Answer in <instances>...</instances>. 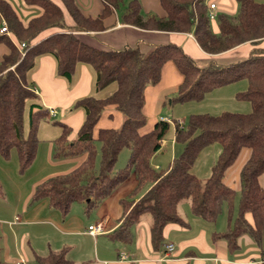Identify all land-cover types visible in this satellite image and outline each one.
<instances>
[{
  "label": "trees",
  "instance_id": "1",
  "mask_svg": "<svg viewBox=\"0 0 264 264\" xmlns=\"http://www.w3.org/2000/svg\"><path fill=\"white\" fill-rule=\"evenodd\" d=\"M21 1L28 8H38L41 13L23 24L10 3L0 0V22L5 23L7 30V34H0V43L8 50L0 60V158L8 161L15 151L18 171H26L37 152V126L51 119L52 114L40 106L29 81V73L38 57L53 56L57 63L56 75L69 83L78 64L91 67L96 94L111 84L116 85L106 97L88 96L73 104L72 110L82 109L85 113L74 138H70L72 129L68 125L53 121L52 125L60 129L59 137L53 142L54 159L85 157V160L71 172L37 185L30 202L47 199L49 208L62 216L67 215L73 203H84L88 211L133 173L137 186L128 198L120 201V223L109 238L128 242L130 228L147 214L151 240L158 248L162 246L163 228L170 223H183L177 208L189 202L194 217L211 224L226 205L227 229L216 236L225 240L229 248H233L244 234L259 243L264 231V185L261 182L264 178V51H255L246 59L225 65L210 62L198 67L173 44L144 47L139 43L118 51L104 50L74 33L105 30L103 20L122 0H102L103 10L96 18L85 17L75 0H59L73 27L66 25L62 9L52 0ZM159 1L165 17L142 14L139 2L131 0L121 16L122 22L142 30L191 34L208 55H219L244 43L255 45L264 40V3L234 0L236 13L217 14L218 33L214 34L205 0ZM46 31L50 32L43 35ZM21 44L24 46L19 52ZM167 62H172L182 77L171 103L199 102L217 88L244 80L246 89L236 93L235 98L248 102L250 112H224L217 116L191 114L182 127L175 120H158L150 131L140 134L146 122L142 111L144 90L159 82L162 67ZM108 106L124 116L121 126L99 129L94 136V128ZM26 114L28 130L25 128ZM170 128L174 142L181 144L183 149L166 168L156 170L150 160L159 151ZM212 144H219L221 151L209 177L203 181L191 169L200 152ZM123 149L129 152L126 165L113 174ZM243 150L248 151V158L239 171V198L234 216L236 191L227 185L225 177ZM147 184L149 189L136 199ZM35 260L37 264H72L65 250L36 256ZM262 261L264 264L263 251Z\"/></svg>",
  "mask_w": 264,
  "mask_h": 264
},
{
  "label": "crops",
  "instance_id": "2",
  "mask_svg": "<svg viewBox=\"0 0 264 264\" xmlns=\"http://www.w3.org/2000/svg\"><path fill=\"white\" fill-rule=\"evenodd\" d=\"M7 1L10 3L9 0ZM14 1L18 2V0ZM19 1V6H21V0ZM52 1L62 9L66 25L73 27L72 20L66 14L64 8H62L63 6L59 0ZM137 1L139 2L142 14L160 18L166 16L159 0ZM255 1L264 3V0ZM75 2L85 17L96 18L103 10L102 0H75ZM128 3L126 4L122 0L118 8H112L111 14L103 20L105 30L101 32L79 31L74 34L81 40L104 50L118 51L126 47H134L139 43V45L144 47L173 44L194 60L198 67H204L210 62L225 65L246 59L255 51H264V40H262L255 45L244 43L222 54L208 55L199 48L191 34L142 30L123 23L121 16ZM205 3L207 6L210 3L215 4L216 15L219 13L233 15L237 11V4L234 0H208ZM10 5L12 6L11 3ZM18 17L23 24L34 18L31 17L25 22L19 15ZM211 30L214 34L218 33L215 21L211 22ZM50 31L53 32V30ZM50 31H46L43 35L48 34ZM10 39L17 45L12 37ZM7 53V47L3 43H0V60ZM170 63L167 62L162 67L159 82L156 85L145 88L142 111H144L148 103L154 102L155 104L157 99L161 101V104L165 102L166 96L170 93L160 91L165 83L164 81L167 80V83L169 82L165 84V88L172 86L171 88H174L172 91L175 88L178 91L182 77L176 66L174 64L172 66ZM56 67L57 63L53 56L43 55L38 57L34 68L29 73V81L37 92L36 95L38 96L40 106L49 112L53 111V114H50L51 119L59 116V120H61L59 122L65 123L72 129L70 136L72 139L85 119V113L82 109H70L73 104L77 100L88 96L106 97L115 90L116 85L111 84L108 88L96 94L94 90V72L91 67L78 64L70 83L65 78L56 75ZM166 73H169V79L165 78ZM246 86V82L242 85L240 84V86L234 89L232 96L235 97L236 93L245 90ZM206 96L202 99L203 101L206 100ZM192 103L195 102L185 104ZM68 109L70 110L66 113ZM246 113H248V108L244 106L243 114ZM119 117V122L122 123L123 118L122 116ZM162 118L160 116V119ZM59 135L60 129L58 127L48 125L44 121L40 122L37 126L38 146L36 156L32 164L21 174L23 180L20 187L16 186L17 193L14 194L6 185H1L3 195L1 199L5 202L0 200V264H17L19 262L37 264L35 260L36 256L58 253L61 250L66 251V255L72 264L263 263L264 231L259 243H256L250 236L244 234L237 240L233 248H229L225 240L216 236V234L224 231L216 232L212 228L209 231L208 226L211 223L194 217L190 211L189 202H183L177 208V213L183 223H170L163 228V242L162 246L160 245L158 248L154 247L151 240L150 217L147 214L142 215L139 221L130 228V240L128 242L109 238L108 235L113 233L120 223L119 220L122 216L120 201L128 198L137 186V180L133 173L108 197L88 211L85 210L84 203H73L67 215L62 216L60 212L49 208L47 199L31 203L30 201L37 185L48 178L71 172L85 160V157L65 160L54 159L53 142ZM171 141L175 143L174 136ZM166 142L164 139L159 151L150 160V165L156 170L162 168L157 163H152L157 159L158 153L161 152L160 155L166 154V151L163 149ZM170 155L169 163L177 156L175 147L170 151ZM11 156L12 154L10 155V160L14 159L15 161L16 159L17 163L16 153L15 158H11ZM1 160L4 161L2 158ZM5 162L7 161L0 162L2 172H4ZM157 162L159 163V161ZM46 167L51 168V170H47ZM11 171L12 177L14 176L12 181L19 182L18 177L20 176L16 174L17 177L15 175L13 168ZM225 182L227 183L226 177ZM261 182L264 185V178L261 179ZM149 187L150 185H145L136 199L148 190ZM17 194L19 196L13 200L11 195ZM6 198L13 201L9 203L6 201ZM3 203L9 205L10 209L5 207L6 211H3ZM246 218L252 223L251 218L247 215ZM95 224H101L102 231L91 235L87 232V228ZM166 244L173 245V252L169 255H165L164 253V246ZM122 254L125 255V258H121Z\"/></svg>",
  "mask_w": 264,
  "mask_h": 264
},
{
  "label": "rangeland",
  "instance_id": "3",
  "mask_svg": "<svg viewBox=\"0 0 264 264\" xmlns=\"http://www.w3.org/2000/svg\"><path fill=\"white\" fill-rule=\"evenodd\" d=\"M10 3L12 4V6L15 8L16 12L18 13V15L23 19V21L27 22L31 17L34 16H39L41 11L38 8H28L26 6H24L23 4L20 5V1L18 0V2H15L14 0H9ZM126 4L128 3L129 0H123ZM131 1V0H130ZM208 1V0H206ZM205 1V2H206ZM22 3V1H21ZM63 8V7H62ZM32 11V12H31ZM28 12H31L29 14H27ZM2 23V22H0ZM1 25V24H0ZM20 46V45H18ZM20 49L18 48V51ZM20 52V51H19ZM172 66L173 63H170ZM175 68V67H174ZM166 79L170 78L169 73H166ZM164 85L163 87H161L160 91L163 92H167L170 93L166 96L165 98V102L161 104V101L157 99V102L154 104L153 103H148V105L146 106V108L144 109V115L146 117V122L144 124V126L142 128H140L139 133L140 134H144L147 133L148 131H150V129L152 128L153 124L155 121L161 120L160 116L163 117L164 119H167L168 121H177V122H182V123H186L188 117L191 114H208V115H212V116H217L220 115L221 113L224 112H230V113H243V109L244 106L248 108V113L250 112V104L246 101H241V100H237L234 96H232L234 89H236L238 86H240V84H244L245 81L241 80L238 81L236 83H232L229 84L227 86H224L220 89H217L215 91H213L210 95L208 94L206 96V100H202V102H195L192 104H178V103H171V100L176 96L177 94V90L175 88L174 91H172L173 89L171 88L172 86H169L167 88L165 84L167 83V80L164 81ZM32 88V87H31ZM32 90H35L34 88H32ZM236 91H240V90H236ZM172 93V94H171ZM36 94V93H35ZM71 109V108H70ZM66 110V113L69 112V110ZM72 110V109H71ZM121 113L115 109L112 106H108L104 109V111L102 112V117L99 120L98 124L96 125V127L94 128V136L96 135L97 130L103 129V128H112V129H119V127L121 126V122L120 121V117L122 116V118H124V116ZM110 115H112L110 117ZM162 118V119H163ZM61 121L59 120V116H57L56 118H52L50 120H46L44 121V123H47L48 125L52 126L53 121ZM25 128L26 130H28V124H27V116L25 117ZM173 137V129L170 128V130L168 131V133L165 136V141H167L163 147V149L166 151V154H161L158 153V157L156 160H154L155 164L157 163L162 169L165 168L170 160V151H172V148L175 147L176 149V155H179V153L182 151L183 146L181 144H176V143H172L171 139ZM174 144V145H173ZM96 146L98 148V152H99V144L96 143ZM221 151V147L219 144H212L206 148H204L200 154L198 155L197 159L195 160L193 167L191 169V172L199 179L201 180H206L209 175H210V171H211V167L213 165V163L215 162V160L217 159L219 153ZM12 156L11 158H15V151L11 152ZM128 150L127 149H123L117 158L114 170H113V174H117L122 168L125 167L127 159H128ZM52 158V157H51ZM248 158V151L247 150H243V152L241 153V155L238 157L237 161L235 162L234 166L229 169L226 173V180L228 185H230L235 191H236V197H235V202H234V216H236L237 213V201L239 198V171L241 166L243 165V163L247 160ZM53 159V158H52ZM99 153L97 155V160H96V164L98 166L99 164ZM13 160V161H11ZM9 159V161L4 163V172H2V170L0 169V185H6L8 188H10L9 190L11 192H13L14 194L17 193L16 191V186L20 187L21 186V182L23 180V177H21V174L18 171V166L16 163V159L14 161V159ZM159 161V163L157 162ZM0 162L3 163L4 161L1 160L0 158ZM15 162V163H14ZM13 168V172H15V175L17 174V177L19 178V182L16 181H12L14 176L12 177V171L11 169ZM47 170H51V168L46 167ZM46 170V171H47ZM11 178V179H10ZM234 180V182H232ZM3 195L0 196V200H2L1 198ZM19 195H11V198L14 200L16 199V197H18ZM5 200V199H4ZM13 200L11 199H7L6 201H8L9 203H11ZM3 201V200H2ZM5 202V201H3ZM3 206V211H6L5 207H8L10 209V206L7 204H2ZM222 210L221 213L218 215L217 219L212 222V224H210L208 226V230L210 231L211 228L213 231L216 232H222L225 231L227 228V217H228V213H227V207L224 204L222 206ZM249 218L250 216L247 215ZM208 224V223H205ZM249 236V235H248ZM264 242V240H263Z\"/></svg>",
  "mask_w": 264,
  "mask_h": 264
},
{
  "label": "built area",
  "instance_id": "4",
  "mask_svg": "<svg viewBox=\"0 0 264 264\" xmlns=\"http://www.w3.org/2000/svg\"><path fill=\"white\" fill-rule=\"evenodd\" d=\"M215 9H216V6L215 4L213 3H210L208 4V17L210 19V21H215V18H216V13H215ZM0 34H7V30H6V25L4 22L1 23L0 25ZM23 44H21L20 46H18V48L21 50L23 48ZM35 93L36 90H33ZM50 114H53V111H50ZM161 120H164V121H168L167 119H161ZM170 122V121H168ZM179 124L180 127H182L183 123L182 122H177ZM102 231V227H101V224H95V225H91L87 228V232L91 235H95L97 233H100ZM173 252V245L172 244H166L164 246V253L165 255H169L170 253ZM121 258H125V255L122 254L121 255ZM17 264H26L24 262H19Z\"/></svg>",
  "mask_w": 264,
  "mask_h": 264
}]
</instances>
